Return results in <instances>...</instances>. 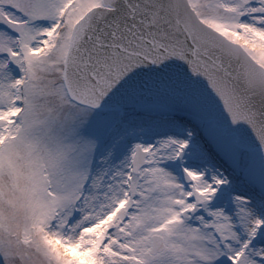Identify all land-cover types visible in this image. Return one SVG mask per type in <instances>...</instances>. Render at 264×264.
Returning <instances> with one entry per match:
<instances>
[{
  "label": "snow or ice",
  "instance_id": "1",
  "mask_svg": "<svg viewBox=\"0 0 264 264\" xmlns=\"http://www.w3.org/2000/svg\"><path fill=\"white\" fill-rule=\"evenodd\" d=\"M0 264H264V0H0Z\"/></svg>",
  "mask_w": 264,
  "mask_h": 264
}]
</instances>
